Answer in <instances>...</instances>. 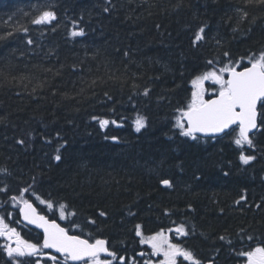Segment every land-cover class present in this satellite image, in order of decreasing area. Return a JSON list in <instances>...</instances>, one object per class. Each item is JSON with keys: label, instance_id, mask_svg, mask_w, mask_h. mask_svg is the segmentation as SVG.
<instances>
[{"label": "trees", "instance_id": "16d2710c", "mask_svg": "<svg viewBox=\"0 0 264 264\" xmlns=\"http://www.w3.org/2000/svg\"><path fill=\"white\" fill-rule=\"evenodd\" d=\"M236 8L249 14L239 25ZM46 9L56 20L30 23ZM17 25L29 31L0 40L6 73L0 75V169L8 170L0 172V189H8L0 191V216L24 240L40 244L41 233L19 222L10 198L31 185L23 195L41 212L70 232L105 238L112 252L126 258L138 241L160 230L185 240L205 260L218 250V264L264 246V125L251 134L254 147L243 148L232 142L235 133L193 139L175 126L177 109L191 100L192 81L210 70L208 60H222L213 65L222 67L228 63L222 53L229 52L241 67L249 64V53L264 49V4L0 0V35ZM204 25L206 39L194 47L193 33ZM79 29L83 36L70 35ZM218 87L205 81V98ZM138 114L146 119L139 131ZM100 119L110 123L102 128ZM241 151L256 159L243 164ZM161 177L173 187L160 185ZM241 195L246 199L237 203ZM60 203L75 216L61 219ZM181 223L187 236L174 231ZM5 243L0 236V246ZM42 252L21 259L53 264L49 256H56L64 264L63 257ZM0 264H12L2 247Z\"/></svg>", "mask_w": 264, "mask_h": 264}, {"label": "snow or ice", "instance_id": "6c2138e0", "mask_svg": "<svg viewBox=\"0 0 264 264\" xmlns=\"http://www.w3.org/2000/svg\"><path fill=\"white\" fill-rule=\"evenodd\" d=\"M251 2L252 0H244L245 5ZM258 2L264 4V0H258ZM104 11H108V8H105ZM235 12L239 17L238 25L247 20L249 15L247 11L236 8ZM11 19L9 17V20ZM231 19L229 17V20ZM54 20H56L55 12L46 9L32 17L30 23L46 25L51 24ZM17 31L27 33L29 29L24 25L12 26V31L0 35V40L8 39L13 35V32ZM70 35L74 37L83 36L84 31L83 29L74 30ZM205 39L206 25L200 26L194 31L191 42L194 47H199ZM27 43L32 44L33 41L28 39ZM217 43L219 42L217 41ZM222 55L228 59L227 64L215 68L214 64L223 63V61L218 59L208 60L206 66L210 70L202 72L192 81L194 90L191 93V100L185 108L177 109L179 116L176 118L175 126L180 130L182 136L192 137L193 139H197V133L212 134L213 136L235 133L232 142L238 148H243L245 145L254 147V141L250 133L253 130H259L260 126L264 125V49L249 53L247 60L250 66H241L242 70L239 71L236 67L239 61H233L229 52H223ZM0 75H6L4 69H0ZM226 75L227 78H225ZM205 81H212L213 84L219 86L218 89L214 88L212 90L208 99L205 98ZM148 94L149 90L146 88L144 95ZM93 119H97V117H93ZM99 123L103 128L110 122L106 119H100ZM112 123H115V121H112ZM134 124L137 131L144 128L146 124L145 117L138 114ZM112 139L115 140L116 137H112ZM18 142L23 144L25 141L20 140ZM54 158L59 161L61 156L56 155ZM255 159L256 157L253 155H247L243 151L240 152L239 160L243 164L247 165ZM7 171L6 168L0 169V172L7 173ZM158 183L166 188L173 187L171 179L161 177ZM7 190V187L0 189V191ZM31 190L32 186L30 185L21 189L19 196H13L10 199L13 203L20 205V213L25 221L43 229V242L37 244L24 240L20 233L15 228L10 227L3 216H0V236L5 237L8 241L0 247L3 248L8 257L12 258V264H26V261L21 258L46 255L42 252V249H55L56 252L63 255L64 264H68V261H83L84 264H112L109 259H101V255L105 253L113 259L117 258L116 253L109 251L105 240L95 239L94 242H90L89 239L82 238L80 235H70L69 230L61 227L55 220H49L46 216L38 214L33 204L23 197L24 193ZM32 194L35 195V192ZM36 198L41 203H46L49 208L54 207L52 201H44L39 196ZM245 199V196L241 195L237 203ZM67 207L64 203L59 204L61 219H67L68 215L75 216L74 211L67 212ZM8 215H11V213ZM99 215L106 216L107 213L100 212ZM90 223L95 224V221L91 220ZM74 226L79 227V225ZM140 227V225H136L137 236H141ZM169 231L173 230L170 229ZM174 231L184 236L188 235V229L184 223L176 226ZM220 239L224 238L220 237ZM248 239L252 240L253 238L249 236ZM140 242L149 244L152 254L163 255L164 259L160 261V264H177L178 257H183L185 261H192L193 264H200V261L195 259L191 250L179 243L171 242L169 237L165 235L164 230L142 238ZM239 255L247 257V264H264V246L257 245L252 250L241 252ZM49 259L53 264H59L56 256H49ZM119 259L123 261V264H127L124 257H119ZM35 264H40V261H35ZM146 264H150V262H146Z\"/></svg>", "mask_w": 264, "mask_h": 264}, {"label": "flooded vegetation", "instance_id": "af4514ba", "mask_svg": "<svg viewBox=\"0 0 264 264\" xmlns=\"http://www.w3.org/2000/svg\"><path fill=\"white\" fill-rule=\"evenodd\" d=\"M173 243H179L183 247L191 250L194 253V257L196 260L200 261V264H218L216 260H214L215 257H217L216 253L218 250H216L212 254L211 260H205L204 258H201L199 254L195 253V250L193 248H188L184 241L182 239H170ZM141 241V240H140ZM138 241V247L133 250V254L128 255V258L125 257L124 254H116L117 258H107L112 261V264L114 262H117L118 264H123V261L119 259V257H124L127 260V264H146V262H150V264H160V261L164 259L163 255H154L152 254V249L149 244L141 243ZM252 250V249H250ZM248 250V251H250ZM247 252V251H245ZM143 253V255H141ZM80 264H84L80 263ZM177 264H193L192 261H185L183 257L177 258ZM232 264H247V257L243 255L235 256V259L233 260Z\"/></svg>", "mask_w": 264, "mask_h": 264}, {"label": "water", "instance_id": "95a60500", "mask_svg": "<svg viewBox=\"0 0 264 264\" xmlns=\"http://www.w3.org/2000/svg\"><path fill=\"white\" fill-rule=\"evenodd\" d=\"M247 66H250V65H247ZM244 67H246V66H244ZM237 70L239 71V70H242V67L241 68H237ZM210 98V97H209ZM208 99V98H207ZM256 130H253V132H255ZM252 132V133H253ZM252 133H250V134H252ZM196 135H199V136H202V137H214L212 134H205V133H197ZM219 135H221V134H219ZM219 135H216V136H219ZM25 199V198H24ZM32 204H33V206L36 208V210H37V213L38 214H40V215H44L43 213H40L39 211H38V208L36 207V205L31 201V200H29ZM18 211H19V215H20V220L23 222V223H25V224H27L28 226H30V227H33V228H35V229H37L38 231H40L41 233H42V240H41V242H43V229H41V228H38L36 225H33V224H30V223H28L27 221H25L24 220V218H23V216L21 215V213H20V205H19V208H18ZM44 216H46V215H44ZM47 217V216H46ZM48 218V217H47ZM49 220H55V219H50V218H48ZM61 227H63V228H65L59 221H57V220H55ZM70 235H76V234H71V233H69ZM83 238V237H82ZM99 239H103V238H99ZM103 240H105V239H103ZM106 241V240H105ZM90 242H94V241H90ZM106 246H107V244H106ZM47 250H50L51 252H53V253H56V254H59V255H62V254H60V253H58V252H56V250L55 249H47ZM102 255H104V256H107V254L105 253V254H102ZM70 263H73V264H76V263H79V262H81V261H69Z\"/></svg>", "mask_w": 264, "mask_h": 264}]
</instances>
